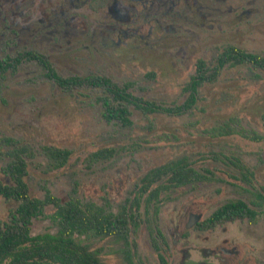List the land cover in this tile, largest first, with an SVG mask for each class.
Listing matches in <instances>:
<instances>
[{"label":"rangeland","instance_id":"rangeland-1","mask_svg":"<svg viewBox=\"0 0 264 264\" xmlns=\"http://www.w3.org/2000/svg\"><path fill=\"white\" fill-rule=\"evenodd\" d=\"M240 1H228L222 13L207 18L180 11L178 20L163 26L147 22L137 35L130 31L126 37L111 33L105 8L90 1L81 6L73 31L61 32L40 51L33 44L22 43L16 50L0 46V60L37 51L61 77L102 76L148 101L178 105L187 97L183 87L198 60L212 68L227 46L264 57V0ZM99 94L97 89L63 91L30 61L0 73V138L23 148L30 196L42 198L47 189L63 202L75 197L116 212L134 197L147 172L186 157L214 181L162 193L157 213L140 208L139 225L130 235L133 263L180 264L182 250L208 249L219 254L220 264H264V214L254 222L196 228L224 203L248 201L245 190L264 193V71L225 64L213 81L198 88L195 106L184 115H143L131 108L130 127L103 120L95 101ZM43 147L69 151L68 160L58 167ZM106 148L115 151L109 159L92 158ZM8 161L0 155V182L5 184L11 181L1 168ZM237 161L251 173L249 183L241 178ZM16 205L0 197V222ZM51 212L46 207L45 214ZM193 218L197 221L187 226ZM30 230L35 235L55 228L48 218L38 217ZM89 244L101 250L102 264H125L123 245L113 238Z\"/></svg>","mask_w":264,"mask_h":264},{"label":"trees","instance_id":"trees-1","mask_svg":"<svg viewBox=\"0 0 264 264\" xmlns=\"http://www.w3.org/2000/svg\"><path fill=\"white\" fill-rule=\"evenodd\" d=\"M23 57L28 60L39 59L45 70V77L63 91L100 90L95 101L101 107V117L108 124L119 127L132 125L131 108L143 115L158 113L184 115L195 106L198 88L205 82L213 81L225 64L229 63L230 66L249 64L264 71L263 56L227 46L219 54L214 67L208 68L204 61H197L194 73L183 87L187 97L181 104L163 106L133 95L126 85L120 86L106 77L96 75L61 77L49 61L42 60L40 55L32 51L15 59L9 57L0 61V73ZM79 95L84 96L82 93ZM15 145L13 139L0 138V155L6 154L9 158L1 172L11 181L10 184L0 182V197L17 204L9 211L7 220L0 222V264H102L101 250H91L89 242L109 237L123 245L120 253L123 255L124 263L134 264L135 244L130 240V235L139 225L140 219L137 214L140 208L143 207L147 213V209L151 207L157 213L162 193L196 183L214 181L208 170H196L186 157H181L147 172L140 179L134 197L125 200L116 212L75 197L63 202L47 189L44 190L42 198H35L30 196L25 182L27 163L23 148ZM2 147H9L8 151L2 152ZM42 149L58 167L63 166L70 155L69 151L64 149L50 147ZM114 152L113 149H101L94 152L92 158L106 160ZM234 165L238 167L241 178L249 183L247 177L251 173L247 169L244 170L238 161ZM245 191L250 195L248 201L233 200L224 203L207 218L196 223V228L207 231L236 220L256 221L264 214V193L252 188ZM46 207L52 208L50 214H45ZM38 217L48 218L55 231L33 235L30 230L31 223Z\"/></svg>","mask_w":264,"mask_h":264},{"label":"flooded vegetation","instance_id":"flooded-vegetation-1","mask_svg":"<svg viewBox=\"0 0 264 264\" xmlns=\"http://www.w3.org/2000/svg\"><path fill=\"white\" fill-rule=\"evenodd\" d=\"M90 1L95 2L99 8H105L106 21L111 23V33L120 31L121 35L126 37L130 31L137 35L138 28L141 29V25L147 22L163 26V23L178 20L176 16L181 15V12L187 16L195 12L204 18L220 14L222 7L230 0H0V46L16 50L22 43L33 44V48L40 51L48 43L60 39L61 32L73 31L81 6ZM254 1L240 2L253 4ZM234 11L236 8L228 9V12ZM27 52L31 51L21 52L13 59ZM32 52L40 55L42 60L49 61L39 52ZM23 60L34 62L43 68L39 59L28 60L25 57L8 68H14ZM219 260V254L208 249H184L181 251L180 264H220Z\"/></svg>","mask_w":264,"mask_h":264},{"label":"water","instance_id":"water-1","mask_svg":"<svg viewBox=\"0 0 264 264\" xmlns=\"http://www.w3.org/2000/svg\"><path fill=\"white\" fill-rule=\"evenodd\" d=\"M196 221H197V218L191 219V221L189 222V224L187 226L194 224Z\"/></svg>","mask_w":264,"mask_h":264}]
</instances>
